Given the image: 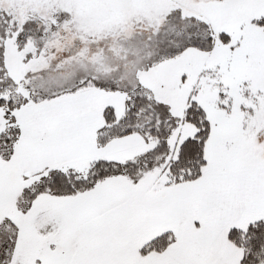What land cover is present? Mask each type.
<instances>
[{"label":"snow or ice","instance_id":"snow-or-ice-1","mask_svg":"<svg viewBox=\"0 0 264 264\" xmlns=\"http://www.w3.org/2000/svg\"><path fill=\"white\" fill-rule=\"evenodd\" d=\"M0 264H264V0H0Z\"/></svg>","mask_w":264,"mask_h":264}]
</instances>
